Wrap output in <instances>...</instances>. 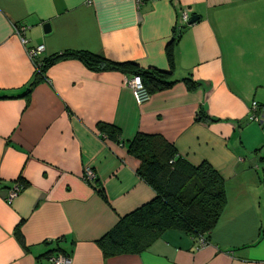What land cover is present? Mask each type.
I'll list each match as a JSON object with an SVG mask.
<instances>
[{
  "label": "crops",
  "instance_id": "1",
  "mask_svg": "<svg viewBox=\"0 0 264 264\" xmlns=\"http://www.w3.org/2000/svg\"><path fill=\"white\" fill-rule=\"evenodd\" d=\"M39 45L36 59L88 51L176 82L140 105L130 74L68 58L26 95L28 49ZM0 95V264H52L58 254L71 264H264V0H0ZM101 122L124 142L160 135L218 172L226 203L206 244L168 229L142 252L104 255L98 240L155 191L127 147L101 136Z\"/></svg>",
  "mask_w": 264,
  "mask_h": 264
},
{
  "label": "trees",
  "instance_id": "2",
  "mask_svg": "<svg viewBox=\"0 0 264 264\" xmlns=\"http://www.w3.org/2000/svg\"><path fill=\"white\" fill-rule=\"evenodd\" d=\"M80 59L93 71L120 70L128 76L139 75L143 84L153 92L171 87L166 72L143 69L135 63H114L88 51H66L35 59V75L26 95L46 78L47 70L60 60ZM168 59L174 67V54L168 48ZM190 89L196 88L191 78H184ZM2 96L0 95V99ZM104 139L123 144L129 154L140 161L138 173L155 191V197L133 212L122 217L105 236L98 240L105 256L139 253L146 250L157 236L168 229L186 232L196 240L204 239L216 227L226 203L224 181L209 164L194 166L181 158L175 147L164 137L139 133L124 142L118 127L99 123Z\"/></svg>",
  "mask_w": 264,
  "mask_h": 264
},
{
  "label": "built area",
  "instance_id": "3",
  "mask_svg": "<svg viewBox=\"0 0 264 264\" xmlns=\"http://www.w3.org/2000/svg\"><path fill=\"white\" fill-rule=\"evenodd\" d=\"M137 3H142L144 0H136ZM184 19L187 21L188 20V15L184 14ZM25 30L26 26L25 25H18L16 28V33L20 36V39L23 44L27 43V39L25 38ZM42 51H44V46L39 45L37 47H32L28 49V53L32 59V61H35L37 55H39ZM126 85L132 90L133 96L135 101L138 104H143L146 103L150 100L151 98V93L149 90L146 88V86L143 84L142 79L139 75H134L132 77H128L125 81ZM258 109V103L254 101L251 106V114H250V120L251 121H259L260 118L256 115V111ZM84 179L87 182L94 181L96 179V173L91 167H86L85 172H84ZM22 186L21 185H15L12 188L9 189L8 195H7V202L10 204L13 199H15L22 191ZM206 244V241L204 239L199 240V245L203 246ZM50 261L52 264H71V259L70 256L65 255V254H58V255H52L50 257Z\"/></svg>",
  "mask_w": 264,
  "mask_h": 264
},
{
  "label": "water",
  "instance_id": "4",
  "mask_svg": "<svg viewBox=\"0 0 264 264\" xmlns=\"http://www.w3.org/2000/svg\"><path fill=\"white\" fill-rule=\"evenodd\" d=\"M196 18L197 17H192L190 20H189V23L191 24V23H194L195 21H196ZM45 30H46V32H48L49 31V24H45Z\"/></svg>",
  "mask_w": 264,
  "mask_h": 264
}]
</instances>
